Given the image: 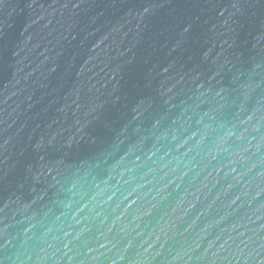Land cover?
Here are the masks:
<instances>
[{"label": "water", "instance_id": "obj_1", "mask_svg": "<svg viewBox=\"0 0 264 264\" xmlns=\"http://www.w3.org/2000/svg\"><path fill=\"white\" fill-rule=\"evenodd\" d=\"M0 264H264V0H0Z\"/></svg>", "mask_w": 264, "mask_h": 264}]
</instances>
